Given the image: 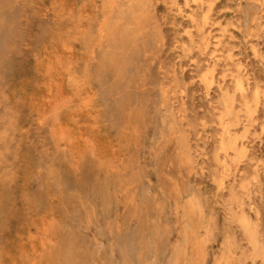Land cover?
Returning <instances> with one entry per match:
<instances>
[{
  "label": "rangeland",
  "instance_id": "374dc122",
  "mask_svg": "<svg viewBox=\"0 0 264 264\" xmlns=\"http://www.w3.org/2000/svg\"><path fill=\"white\" fill-rule=\"evenodd\" d=\"M0 264H264V0H0Z\"/></svg>",
  "mask_w": 264,
  "mask_h": 264
},
{
  "label": "bare ground",
  "instance_id": "6f19581e",
  "mask_svg": "<svg viewBox=\"0 0 264 264\" xmlns=\"http://www.w3.org/2000/svg\"><path fill=\"white\" fill-rule=\"evenodd\" d=\"M190 18V17H189Z\"/></svg>",
  "mask_w": 264,
  "mask_h": 264
}]
</instances>
